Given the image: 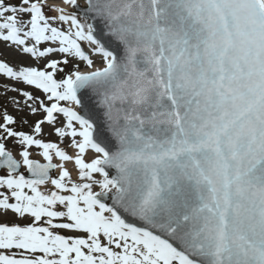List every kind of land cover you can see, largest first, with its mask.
I'll list each match as a JSON object with an SVG mask.
<instances>
[{
    "label": "snow or ice",
    "instance_id": "1",
    "mask_svg": "<svg viewBox=\"0 0 264 264\" xmlns=\"http://www.w3.org/2000/svg\"><path fill=\"white\" fill-rule=\"evenodd\" d=\"M2 50L0 264H264V0H0Z\"/></svg>",
    "mask_w": 264,
    "mask_h": 264
},
{
    "label": "rangeland",
    "instance_id": "2",
    "mask_svg": "<svg viewBox=\"0 0 264 264\" xmlns=\"http://www.w3.org/2000/svg\"><path fill=\"white\" fill-rule=\"evenodd\" d=\"M0 59L2 60H6L7 62H9L10 64H15V63H18L19 62V57L13 53V52H10L8 50H2V55H0ZM4 84H5V81L4 80H0V105H4L6 102L9 104V107H8V111L13 114L14 116L17 117V119L20 118V114L16 113L12 107L10 106V99L8 101H5V99L3 98L4 94H3V87H4ZM12 94L10 93L9 94V97L11 96ZM29 119H33V118H29ZM27 130V129H25Z\"/></svg>",
    "mask_w": 264,
    "mask_h": 264
}]
</instances>
